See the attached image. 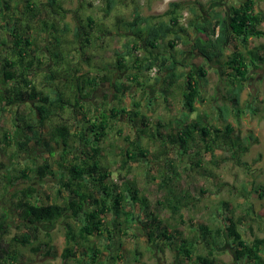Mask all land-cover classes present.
Masks as SVG:
<instances>
[{
    "label": "trees",
    "instance_id": "obj_1",
    "mask_svg": "<svg viewBox=\"0 0 264 264\" xmlns=\"http://www.w3.org/2000/svg\"><path fill=\"white\" fill-rule=\"evenodd\" d=\"M105 1V15H108L113 8V2ZM58 2L59 0H46L45 4H40L38 0H0V34L4 31L11 39L8 41L7 37L0 35V115L11 114L13 127L12 131L4 130L1 139L5 144L16 142L18 149L22 151H26L33 141L38 145H42L45 140L53 143L57 149L50 151L51 147L47 151L48 156L50 158L57 156L56 163H60V167L64 168L60 174L62 179L60 188L55 191L56 197L50 203H42L39 200L38 189L32 181L34 178L42 180L45 175H53L48 164L39 167L31 182L21 188L16 185L30 178L33 169L26 166L18 176L7 175L10 171H5L7 176L2 183V190L5 193L11 192L9 203L12 212L6 209L0 212V264H19L16 247L28 248V252L33 255L40 253L50 257L54 252V246L51 234L44 231V227L58 221L65 222L62 261L75 258L76 253L93 236H102L104 232L110 234L111 230L125 234L134 222L143 224L132 212L125 211L124 204L138 203L140 210H149L145 198L138 197L139 191L124 179L121 188L117 189L115 183H112L110 188L106 184L110 172L102 165L99 148L91 146L105 137L110 119L127 115L129 121L134 118L141 120L140 103L134 102L132 110L112 108L109 114L99 111L91 118L79 101L86 96L83 93L85 90L93 92L99 85L107 82L112 87L114 97L118 99L131 93L135 86L142 87L140 78L144 72H149L156 66L159 68L158 72L164 71L165 76L162 75L155 81L162 83L165 95H170L173 90L178 91L180 108L174 119L175 134L155 130V139L160 140L159 155H162L160 159L170 151L178 155L198 156L199 150H202L214 156L215 150L222 145L233 152L242 153L252 142L257 141L250 131L240 140L235 136V130L229 122L232 117L239 119L243 115L240 98L250 79V70L258 68V64L264 62V46L251 47L249 44L250 38H264V30L260 28L263 14L255 9V0H238L226 11L216 10L217 0H210L205 5L207 7L205 10L201 5L189 6L187 1L168 3L166 11L159 15L142 16L138 10H134L133 19L127 26L129 32L137 38V42L124 43L123 51L115 52L116 67L113 72L104 66L102 70L105 73L102 75L98 73L100 77L98 74L91 76L88 71L81 73V64L79 68L76 66L72 70L80 75L71 76V73L64 70L63 60L71 57L65 52L61 40L69 29L66 24L61 28L56 27L59 20L54 21L55 17L58 15L62 20ZM45 6L51 13L47 12ZM183 11H187L190 18L181 24ZM44 13L48 17L51 15L55 17L52 16L48 22L43 19ZM93 30L94 21L89 17L86 24L79 23L73 28L72 37L77 44L78 53L80 51L85 53L87 45L91 43ZM190 32L193 37L185 43H188L189 53L197 55L202 63L198 66L191 65L190 70L186 71L188 64L178 61L171 52L168 54V50L175 48L178 43L181 44L183 38L189 37ZM43 35L46 39L54 41L52 50H46L48 61L53 63L50 72L45 74L44 84H47L46 88L50 90L46 94L36 89L29 73L31 69L37 68V65H42L35 40ZM162 43H166L167 46L165 54L159 51ZM230 46L233 50L227 55ZM138 50L147 53V57L140 58ZM84 59L91 61L92 54H86ZM70 63L71 61L67 62V65ZM213 66L217 68L216 74L223 87V93L212 99L221 126L212 124L208 113L200 112L198 109L204 102L201 86L205 85L207 71ZM60 70L68 73L67 77L73 80L71 85L75 91L70 89L74 94L73 101L64 97L58 84L54 85L57 81L56 74ZM108 71L113 75L117 72L129 74L124 79L113 81L105 75L109 74ZM142 91L145 94L144 89ZM146 95L149 101L151 93ZM24 104L28 106L26 108L28 111L20 110ZM65 109L70 110L72 114H82L81 118L85 119L86 125L80 139H85L86 144H90L88 154L85 152L80 155L73 154L70 140L78 135H73L71 126L67 123L52 122L53 118ZM251 114L256 115L254 112ZM141 124L145 126L144 122ZM1 126L0 120V130ZM158 127L166 128L160 124ZM138 134L137 132L136 139L132 141L124 137L125 141L129 142V147L122 153L123 164H128V161L136 162L139 158L146 159L149 155V151L142 146ZM44 144L45 148L51 145ZM68 157H72L73 161L68 162ZM201 162L198 160L194 166L200 167ZM0 169H3L1 163ZM179 177L171 163L167 167H162L159 172L158 188L163 191L164 198L158 200L156 205L162 211H167L171 218L176 217L184 224L181 212L190 209L191 199L187 192L177 191L175 184ZM63 190L68 193L67 198L61 195ZM247 193L249 191L246 190ZM95 194L99 196L96 197ZM258 196L262 198V192H258ZM246 199L248 200V197ZM245 205V215L250 216L252 205L248 201H245ZM221 206L227 205L221 203ZM120 215L123 219L117 221ZM148 215L149 224L147 221L143 224L147 229V242L151 244L158 240L161 248L174 251L176 257L181 258L182 264H223L219 262L218 255L225 246H230L237 264H264L262 257L264 239L252 236L250 241H245L238 230L241 219H235L232 214L225 219L223 217L224 223L220 221L219 225L191 224L193 234L181 240L164 225L158 215L150 210ZM216 215L219 216V213ZM108 216H113L111 221H108ZM74 222L79 225H74ZM12 223L16 224L17 232L10 241H7L5 237L9 235ZM92 252L94 254L92 257L98 253L97 250Z\"/></svg>",
    "mask_w": 264,
    "mask_h": 264
},
{
    "label": "rangeland",
    "instance_id": "obj_2",
    "mask_svg": "<svg viewBox=\"0 0 264 264\" xmlns=\"http://www.w3.org/2000/svg\"><path fill=\"white\" fill-rule=\"evenodd\" d=\"M174 1H187L189 6L201 5L204 7L203 10H205L207 8L205 5L210 0H112L113 8L108 15H105V0H59L58 5L61 7L59 13L62 20L58 18V15L56 17L54 15L48 17L46 13L43 14V19L50 22L53 16L55 17L54 21L59 20V25H56L57 28H61L64 24L68 26L69 30L63 36V40H61L65 52L75 62L76 60L82 62L80 67L83 72L88 71L91 76H96V74L103 71L104 66H107V69L113 72L116 67L115 52L123 51L122 45L126 42L131 44L137 42V38L133 36V33L129 32L127 26L133 19L134 10H138L142 16L158 15L166 11L168 3ZM255 1V9L263 14L260 28L264 30V0ZM38 2L45 4L46 0H38ZM217 2L216 10L226 11L230 5H235L238 0H217ZM45 9L50 12L46 6ZM88 17L94 21L91 43L87 45L85 53L83 51L78 53L76 51L77 44L74 43V38L72 37V30L79 23L86 24ZM189 18L190 14L187 11H183L180 23H186ZM0 35L4 38L7 37L4 31ZM191 37H193V34L190 32L189 37L183 38L181 44L178 43L175 48L168 50V54L171 52L178 61L188 64L185 68L186 71L190 70L191 65L198 66L202 63L197 55L189 53L188 43L185 42ZM7 39L8 41L11 40L8 37ZM53 43L54 41L46 39L45 35L35 40L37 51L44 64L41 66L37 65V68L31 69L32 71L29 73L36 89L43 94L50 91L46 88L47 84L45 85L44 83L46 82L45 71L51 70L52 67L48 68L45 64L49 63L46 50H52ZM249 44L251 47L264 46V38H250ZM166 50V43H162L159 48L160 53L165 54ZM232 50L233 48L230 46L227 50V55ZM138 51L141 55L140 58L147 57V53L142 50ZM90 53L92 54V60L86 61L84 59L85 55ZM71 59L63 60L62 62L64 70L69 73L78 66L74 62L67 65V62L72 61ZM108 65L111 66L109 67ZM216 69V66H213L207 71L206 83L201 86V95L204 102L198 106V109L200 112L205 111L208 113L212 124L221 126L222 124L217 118L216 105L212 101L217 94L223 93L222 83L218 80ZM110 71H108L109 74L105 75L113 81L120 78L124 79L129 74V72H117L113 75ZM249 74L250 79L240 98V106L244 113L241 118L234 119L232 117L229 122L235 130V136L240 140L250 131L257 138V141L252 142L248 149L242 153L233 152L226 149L223 145L219 146L215 150L214 156L202 150H199L198 156L194 154L178 155L170 151L160 159V156H162L159 155L161 151L160 140L158 138L155 139V130L159 129L163 133L175 134L174 119H176L180 108V94L178 91L173 90L170 95H165L162 83H156L155 81L156 78L162 75L165 76L164 71H160L155 76H150L148 71L144 72L141 75L142 78H140L142 87L135 86L131 93L125 94L118 99L114 97L112 87L107 82L99 85L93 92L85 90L83 93L86 96L79 101L87 109L91 118H94L99 111H105L106 114H109L112 108L132 110L134 102L140 103L141 120L134 118L129 121L127 115L110 119L105 137L97 144H91V146L99 148L102 165L110 172V178L107 179L106 184L111 188L112 183H115L118 189L123 186L124 180L130 182L139 191L138 197L143 196L145 198L149 210L158 215L164 225L175 233L180 240L186 239L193 234V229L190 228L191 224L194 226L199 223L219 225L220 221L224 223L223 219L231 214L235 219H241L238 230L245 241H250L252 236L264 239V62L258 64V68H252ZM67 75L69 74H65L60 70L56 74L57 81H55L54 85L58 84L64 97H68V100L73 101L74 94L71 92L72 90L75 91L73 85H71L73 80ZM70 89L72 90L70 91ZM142 89H144L145 94ZM146 93H151L149 101ZM26 108L28 106L24 104L20 110L28 111ZM251 112L256 113V115L253 116ZM73 114L70 110L65 109L60 111L52 122L67 123L71 126L73 135H78L70 140L72 141L73 154L80 155L82 152L88 154L90 144H86L85 139H80V135L86 125L85 119L81 118L82 114H74L75 116ZM11 117L12 115L9 113L0 115L2 123L0 139L4 130H12ZM141 122H144L145 126ZM159 124L166 126V128H159ZM119 131H121V134H119ZM137 132L140 135L139 139L142 146L149 151V155L146 159L139 158L136 162L128 161V164H123L121 161L122 153L129 147V142L125 141L124 137H128L129 141H132L136 139ZM44 143L51 145H47L45 148L43 147ZM44 143L38 145L33 141L29 144L26 151H22L16 147L10 146L9 148L3 139L0 140V163L3 167V169H0V212L5 209L11 211V207H9L10 192L5 193L2 190V183L5 182V177L9 174L18 176L20 171L26 166L32 168L34 172L30 175V178L28 177V179L18 182L16 186L21 188L29 181L31 182L35 171L46 163L53 175H45L42 180L34 178L32 181H34L33 184L38 189V197L42 203L54 201L56 197L55 191L60 188V182L62 181L60 174L64 171V168L60 167V163H56L57 156L55 158L48 156L49 152L47 151L51 147L50 151L56 150V146L46 140ZM198 160H201L202 164L197 168L194 164ZM69 161H73L72 157H68ZM170 163L180 175L179 181L175 184L177 191L179 193L187 192L191 199L190 209H184L181 212L184 224H181L176 217L171 218L167 211H162L156 205L158 200L164 198L163 191L158 188L159 172L162 167H167ZM62 165L65 166V164ZM6 170L10 171L7 175L5 173ZM246 190L249 193L246 194ZM258 192H262V198H259ZM61 195L67 198L68 193L63 190ZM95 196L99 195L95 194ZM246 197H248V200ZM245 201L252 205V214L250 216L245 215ZM221 203H225L227 206H221ZM124 209L132 212L134 217H137V220L140 219L143 224L146 221L149 224V210H140L138 203L136 205L131 202L125 203ZM217 212L219 216L216 215ZM112 217L108 216V221H111ZM122 219L123 217L120 215L117 221ZM189 219L191 221L190 224ZM64 223V221H58L44 227V231L51 234L55 247L50 258L41 254L31 255L28 252V248L17 247L19 264H92V262L94 264L182 263V260L176 257L174 251L161 248L158 240L151 244L148 243L146 238L147 229L138 222L131 224L125 234L111 230L110 234L104 232L102 236L91 237L89 242L79 251L83 254L80 263L62 261L60 253L64 247ZM75 224L79 225V223L74 222ZM16 232L17 229L12 227L6 239L12 237ZM93 250L98 251L94 257H92L94 255ZM221 252L220 259L225 264H237L230 246H225Z\"/></svg>",
    "mask_w": 264,
    "mask_h": 264
},
{
    "label": "crops",
    "instance_id": "obj_3",
    "mask_svg": "<svg viewBox=\"0 0 264 264\" xmlns=\"http://www.w3.org/2000/svg\"><path fill=\"white\" fill-rule=\"evenodd\" d=\"M174 2H177V1H174ZM158 15H159V14H158ZM40 59H41V57H40ZM71 60H72V61H71L72 63L74 62L75 64L78 65L77 68H79V65H80V64H81L80 66H82V62H81V61H77V60H76V62H77V63H76V62L74 61L73 58H72ZM48 62H49V61H48ZM42 64H44V63H42ZM39 65H40V64H39ZM45 65H47L48 68H49V67H53V63H52V62H49V63H47V64H45ZM40 66H41V65H40ZM108 66H111V65H108ZM80 68H81V67H80ZM49 72H50V70L45 71V74H46V73H49ZM103 72H104V71H102V72L99 73V74L102 75ZM70 73H71V76H72V75H80V73H76V72H75V73H74V72H70ZM81 73H84V72L82 71V69H81ZM99 74H98V77H100ZM86 91H87V90H86ZM87 92H88V91H87ZM12 130H13V128H12ZM12 130L10 129V131H12ZM6 145L9 146V148H10V146H11V147H16V148H18L17 145H16V142H15L14 144H13V143H9V144H6ZM10 195H11V192H10L9 196H10ZM9 207H11V204H10ZM9 207H8V208H9ZM6 210H7V209H6ZM7 211H9V210H7ZM9 212H12V208H11V211H9ZM11 219H12V218H11ZM9 221H10V219H9ZM11 221H12V220H11ZM15 225H16V224H13V223H12V226H13L14 228H15ZM10 230H11V229H10ZM9 234H10V233H9ZM13 235H14V234H13ZM7 236H8V235H7ZM7 236H6V237H7ZM6 237H5V238H6ZM10 239H11V237H10L9 239H6V240H7V241H8V240L10 241ZM52 245L54 246V244H53V240H52ZM16 249H17V247H16ZM54 250H55V247H54ZM16 251H17V250H16ZM62 251H63V249H62ZM161 251H162V250H161ZM61 253H62V252H61ZM61 253H60V258H61ZM221 253H222V252H221ZM221 253H219V255H218L219 262L225 264L224 261H222V260L220 259ZM38 254H40V253H38ZM38 254H36V255H38ZM31 255H33V254H31ZM41 255H42V254H41ZM82 255H83L82 253L77 252V253H76V257H75V258H72V259H69L68 261H69V262H77V263H78V262H80V259H81V256H82ZM45 257H47V256H45ZM50 257H51V256H50ZM50 257L48 256L47 258H50ZM262 257L264 258V253L262 254ZM61 260H62V259H61ZM180 260H181V258H180ZM92 264H94V262H92ZM96 264H97V263H96ZM178 264H180V263H178ZM181 264H182V263H181ZM187 264H190V263H187ZM240 264H241V263H240Z\"/></svg>",
    "mask_w": 264,
    "mask_h": 264
},
{
    "label": "built area",
    "instance_id": "obj_4",
    "mask_svg": "<svg viewBox=\"0 0 264 264\" xmlns=\"http://www.w3.org/2000/svg\"><path fill=\"white\" fill-rule=\"evenodd\" d=\"M158 71H159V68L153 67L151 70H149V74L150 76H155L159 73Z\"/></svg>",
    "mask_w": 264,
    "mask_h": 264
}]
</instances>
